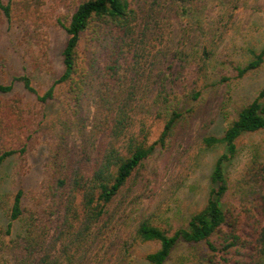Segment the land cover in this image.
<instances>
[{
	"label": "trees",
	"instance_id": "16d2710c",
	"mask_svg": "<svg viewBox=\"0 0 264 264\" xmlns=\"http://www.w3.org/2000/svg\"><path fill=\"white\" fill-rule=\"evenodd\" d=\"M50 1L54 11L66 10L53 19L66 34L64 70L43 94L28 75L0 84V167L26 155L37 131L32 129L46 117L34 115L17 95V84L39 105H58V139L41 191L18 189L5 211L0 264H94L93 238L100 239L112 205L146 162L169 147L203 95L186 50L189 16L206 0ZM46 3L0 0V16L11 25L17 9L39 11ZM202 48L206 61L210 47ZM252 54L249 64L236 68L237 79L263 67L264 49ZM261 131L264 88L222 138L205 140L209 147L225 145L226 152L215 163L204 208L179 229L139 223L131 244L122 241L117 261H127L138 244H154L157 250L146 261L166 264L179 245L188 244L205 248L200 264H264V162L252 163L238 182L240 196L226 204L232 188L226 164L237 156L240 137Z\"/></svg>",
	"mask_w": 264,
	"mask_h": 264
},
{
	"label": "rangeland",
	"instance_id": "374dc122",
	"mask_svg": "<svg viewBox=\"0 0 264 264\" xmlns=\"http://www.w3.org/2000/svg\"><path fill=\"white\" fill-rule=\"evenodd\" d=\"M46 4L35 12L17 9L16 22L11 25L0 16V84L28 75L43 94L62 74L66 34L53 19L66 10L54 11L50 0ZM189 20L191 34L186 51L194 62L193 83H198L202 98L194 102L192 116L179 124L169 147L146 162L141 175L112 205L100 239L93 238L92 243H97L92 252L94 264H149L146 255L157 250L154 244H138L127 261H117L122 241L131 244L138 224L145 220L166 228L187 226L206 205L215 163L226 152L225 145L209 147L205 140L222 138L242 109L264 88V65L242 79L236 78V68L249 64L252 52L264 49V0H206ZM179 27L175 22L176 46L181 44ZM203 46L210 47L206 61ZM16 93L31 104L34 115L45 113L46 117L32 129L37 131L26 155L14 156L0 167V224L6 223L5 211L18 189L41 191L49 151L59 131L53 121L59 111L55 102L39 105L21 84H17ZM238 148L237 156L226 164L232 186L227 205L240 196L238 182L252 163L264 162V131L243 135ZM204 251L202 246L181 244L166 264H200Z\"/></svg>",
	"mask_w": 264,
	"mask_h": 264
}]
</instances>
